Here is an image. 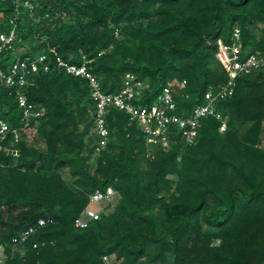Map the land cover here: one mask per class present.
Masks as SVG:
<instances>
[{
  "label": "trees",
  "instance_id": "16d2710c",
  "mask_svg": "<svg viewBox=\"0 0 264 264\" xmlns=\"http://www.w3.org/2000/svg\"><path fill=\"white\" fill-rule=\"evenodd\" d=\"M24 1L0 0V31L16 15L15 51L3 66L45 54L50 70L28 73L21 89L42 111L27 129L33 137L19 130L17 141L12 132L2 141L3 264H103V255L118 264H264V73L240 75L217 104L224 131L204 117L194 143L171 134L169 148L151 158L140 130L115 107L95 152L87 81L56 68L57 57L79 65L84 56L106 93L131 73L147 84L141 103L183 81L177 104L192 108L208 85L226 80L216 52L235 28L244 51L264 53V0H26L32 8ZM19 118L14 87L0 84V119L18 128ZM107 188L118 195L111 210L75 228L89 194ZM45 218L52 222L13 246Z\"/></svg>",
  "mask_w": 264,
  "mask_h": 264
},
{
  "label": "built area",
  "instance_id": "2783aa9c",
  "mask_svg": "<svg viewBox=\"0 0 264 264\" xmlns=\"http://www.w3.org/2000/svg\"><path fill=\"white\" fill-rule=\"evenodd\" d=\"M15 2L18 0H14ZM24 5L32 8L25 0ZM1 19V15H0ZM14 14L9 22L13 27L8 31H0V84L14 87L17 106L20 110V127L11 128L8 123L0 119V150L6 149L2 141L7 133L12 132L14 141L19 138V130L27 132L32 126L38 123V117L42 115L41 110H36L34 105L27 101L22 93V88L29 83L27 74H38L40 71L50 70V61H47L45 54H37L33 57H16L11 63L3 60L5 53L15 51V24ZM240 32L237 28L232 33V38L228 44L219 41L216 57L223 66L227 78L218 85H208L203 93V102L194 105L192 108L178 107L176 97L185 96V82L171 81L162 87L150 103H141V97L147 84L136 79L131 73H125L122 87L117 92H103L98 77L93 74L87 66L89 62L83 58L81 64L68 63L56 58V68L63 70L69 75L84 78L87 81L89 97L93 103L92 110V132L98 136L95 152H99L106 144L109 129L106 124V116L111 107H115L129 116L130 123H134L141 132V137L147 146L146 156L153 157L156 149L169 148L170 135H178L180 141L186 144L195 142L198 127L202 118L213 116L222 123L219 131L225 130V119L223 118L217 104L232 95L236 79L240 75L253 72L264 73V53L260 51L246 52L239 45ZM26 134L27 138L33 137ZM31 136V137H29ZM16 154V152H15ZM115 192L107 188L106 192L95 190L88 196L86 207L73 220L75 228H86L91 222L100 218L101 214L111 210L110 200ZM106 205H103V203ZM110 205L107 207V205ZM46 222H52L50 218L39 219L35 226L22 229L17 236L12 238L13 246H17L27 237L34 233L36 226H41ZM36 247V244L33 245ZM11 253V252H10ZM7 254L4 247L0 245V264H3ZM103 264H118L111 255L102 256ZM152 264H171L169 262H156Z\"/></svg>",
  "mask_w": 264,
  "mask_h": 264
},
{
  "label": "rangeland",
  "instance_id": "374dc122",
  "mask_svg": "<svg viewBox=\"0 0 264 264\" xmlns=\"http://www.w3.org/2000/svg\"><path fill=\"white\" fill-rule=\"evenodd\" d=\"M32 136V135H31ZM29 136V137H31ZM30 139V138H29ZM40 146V145H39ZM63 172V176L66 178V179H70L68 173H67V169L66 168H63L62 170ZM117 199H118V195L116 193H114L111 197V200H110V204L113 206L116 202H117ZM103 205H106V203L104 202ZM209 230L208 228H205V231ZM213 243H217L216 241H213Z\"/></svg>",
  "mask_w": 264,
  "mask_h": 264
}]
</instances>
